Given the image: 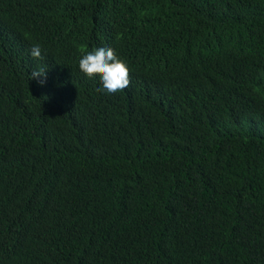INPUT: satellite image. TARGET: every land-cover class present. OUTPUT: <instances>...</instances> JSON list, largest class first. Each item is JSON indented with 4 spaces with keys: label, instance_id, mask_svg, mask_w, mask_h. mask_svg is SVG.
Wrapping results in <instances>:
<instances>
[{
    "label": "trees",
    "instance_id": "16d2710c",
    "mask_svg": "<svg viewBox=\"0 0 264 264\" xmlns=\"http://www.w3.org/2000/svg\"><path fill=\"white\" fill-rule=\"evenodd\" d=\"M0 264H264V0H0Z\"/></svg>",
    "mask_w": 264,
    "mask_h": 264
},
{
    "label": "clouds",
    "instance_id": "9594fccd",
    "mask_svg": "<svg viewBox=\"0 0 264 264\" xmlns=\"http://www.w3.org/2000/svg\"><path fill=\"white\" fill-rule=\"evenodd\" d=\"M42 47L33 44L30 55L35 59H43ZM79 70L88 78L99 77L102 85L98 91H105L109 94L122 92L130 84V69L127 62L120 58L111 47L93 48L85 51L78 61ZM30 79H36L43 85L46 81L44 69H34Z\"/></svg>",
    "mask_w": 264,
    "mask_h": 264
}]
</instances>
